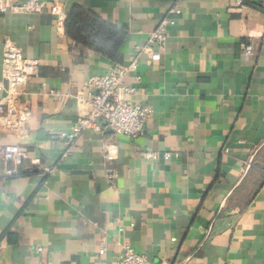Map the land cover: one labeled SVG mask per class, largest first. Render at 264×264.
Masks as SVG:
<instances>
[{
    "label": "crops",
    "instance_id": "obj_1",
    "mask_svg": "<svg viewBox=\"0 0 264 264\" xmlns=\"http://www.w3.org/2000/svg\"><path fill=\"white\" fill-rule=\"evenodd\" d=\"M46 1L125 28L121 63L150 47L125 83L153 114L139 136L89 129L67 144L57 135L88 112L85 82L113 60L49 12H0V83L7 37L41 61L30 123L0 129V149L26 151L21 165L0 153V264H116L127 245L156 264H264V0Z\"/></svg>",
    "mask_w": 264,
    "mask_h": 264
},
{
    "label": "built area",
    "instance_id": "obj_2",
    "mask_svg": "<svg viewBox=\"0 0 264 264\" xmlns=\"http://www.w3.org/2000/svg\"><path fill=\"white\" fill-rule=\"evenodd\" d=\"M243 0H236L237 5H242ZM176 12V9H173ZM0 12L17 13H44L49 12L55 17L57 30L65 33V23L68 13L60 2H48L46 0H0ZM179 12V11H177ZM174 23V19L165 17L160 21L151 33L149 43L158 45V51H152L151 59L159 61L161 50L164 49L168 38V28ZM133 54L132 60L127 63H112L109 71L103 75L91 76L84 85L86 95L84 99L88 104V112L78 116L71 129L61 131L57 136L67 144L75 143L79 135L89 129L96 131L111 130L115 133L139 136L144 133L146 124L153 114L151 107L143 105L133 99L138 88L125 83L129 73L139 69L141 56L144 51L150 49L148 45L139 47ZM247 53L252 52V45L246 47ZM262 53L264 54V36L262 39ZM41 61L27 58L22 49L7 37L3 45V74L0 83V129L18 130L31 121L32 108L27 98V87L30 81L38 74ZM139 78V77H138ZM56 94V93H55ZM81 97V96H79ZM82 98V97H81ZM0 153L3 160L13 161L21 165L26 157L18 144H5ZM148 160H157V152L144 151ZM172 153H164L163 158L169 160ZM7 175H13L14 170L8 169ZM110 176L115 173L109 170ZM105 252V247L101 253ZM116 264H156L143 253L136 251L131 245L125 246L116 261Z\"/></svg>",
    "mask_w": 264,
    "mask_h": 264
},
{
    "label": "trees",
    "instance_id": "obj_3",
    "mask_svg": "<svg viewBox=\"0 0 264 264\" xmlns=\"http://www.w3.org/2000/svg\"><path fill=\"white\" fill-rule=\"evenodd\" d=\"M65 31L77 45L94 50L113 63L120 62L119 50L127 36L125 28L113 25L85 7L76 6L68 14Z\"/></svg>",
    "mask_w": 264,
    "mask_h": 264
}]
</instances>
